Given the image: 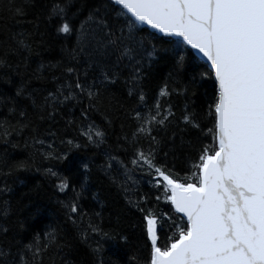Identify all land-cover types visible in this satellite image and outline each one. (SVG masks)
Returning <instances> with one entry per match:
<instances>
[{"label":"snow or ice","instance_id":"1","mask_svg":"<svg viewBox=\"0 0 264 264\" xmlns=\"http://www.w3.org/2000/svg\"><path fill=\"white\" fill-rule=\"evenodd\" d=\"M29 3L31 0H25ZM9 11L14 16L26 14L24 6L13 5ZM45 16L49 22H57L58 35L75 36V44L61 49L67 62H41L28 71L34 46L43 42L38 39L42 37L38 26L36 32H15L0 39V79L15 89L13 96L0 95V107L6 109L0 118V142L15 148L19 140L13 138H20L25 148L43 146L39 126L58 123L64 108L71 113L69 105L80 108L79 120L64 121V132L67 136L68 129L75 128L85 143L77 142L76 137H61L59 142L67 151H57L49 143V151L40 153L44 160L82 169L83 182L78 187L53 168L43 169L46 176L59 181L55 187L60 192L67 195L71 190L70 199L60 204L80 242L96 256L102 250L101 241H129L128 235L102 227L100 211L89 213L82 208L80 201L95 165L122 192L127 205L141 214L143 247L149 252L146 257L131 255L128 264H264V0H93L91 4L51 0ZM141 25L154 31L140 35L146 31ZM160 54L171 61L170 77L186 66L193 68L188 83L172 91L187 95L201 82L213 81L205 113L212 127L205 130L187 104L177 122V126L184 125L181 133L197 130L212 136L211 145L196 149L198 159L189 157L190 167L183 174L166 162L175 146L176 132H168L175 113L171 105L164 106L161 97L171 93L166 85L149 104L144 90L146 70ZM52 68L63 75L53 76L57 86L42 95L43 90L34 87L33 81L44 80L42 72ZM121 82L127 97L136 101L130 108L113 91ZM93 112L102 113L107 126L121 115L133 122L131 132H124L122 123V134L116 139L117 152L128 155L131 150L127 160L110 150L101 153L104 161L99 164L91 157L84 162L72 156L74 148L106 144L107 132L90 119ZM46 132L58 136L51 126ZM181 141L183 146V137ZM187 144L195 148L191 140ZM161 152L164 162L158 160ZM34 164L31 157L16 161L0 174L28 170ZM137 172L151 177L149 183L162 189L155 199L170 204L178 221L145 207L150 200L147 194L137 192V198H132L139 184L134 178ZM11 190L7 185L0 188V197ZM92 199H98L97 195ZM11 211L9 201L3 200L0 264H44L52 249L55 264V257L65 247L60 230L51 228L28 243L15 237L9 240L10 228L4 225ZM165 222L170 223L172 235L161 247L159 231Z\"/></svg>","mask_w":264,"mask_h":264},{"label":"trees","instance_id":"2","mask_svg":"<svg viewBox=\"0 0 264 264\" xmlns=\"http://www.w3.org/2000/svg\"><path fill=\"white\" fill-rule=\"evenodd\" d=\"M86 2L91 4L93 0H86ZM50 3L51 0H31L29 4H25V0H0V39H4L8 34L15 32H36L37 26L39 33L42 34V37L38 39H42L43 42L34 46L28 71L36 69L41 62L45 65L49 63L56 64L61 60L67 62L65 53L61 49L62 47L71 48L75 44V36L65 38L63 34L58 35L56 32L57 22H49L46 19V6ZM13 5L24 6L26 14L14 16L9 11V8ZM140 27L146 29L140 35L146 36L149 32L154 31L144 25ZM171 69L170 59L165 54H160L151 68L146 70L144 90L149 104L154 102L160 90L165 88L166 85L167 90L171 93L168 96L161 97L164 106L168 107L171 105L175 113V119L168 129L169 135L172 132H176L174 138L175 146L174 150L169 151L166 162L169 167L174 165L175 170L183 174L190 167L191 161L189 157L198 159V151L196 149L204 145H211L212 136L210 134L202 135L197 130L181 133L180 128L184 127V125L179 123V126H177V122L180 121L182 110L187 104L188 110L197 114V118L205 130L212 127V122L206 118L205 113L207 103L213 92V81L210 79L203 81L196 87L190 88L187 95H180L178 91H172V89H182L188 83L193 68L186 66L184 70L170 77ZM21 70L23 71V69ZM42 75L45 79L39 82L33 81V85L43 90L42 95H47V91H52L57 86V82L52 77H61L63 73L60 69L52 68L44 70ZM13 80L18 81L19 77L13 74ZM113 91L125 103L126 107L130 108L135 105V99L127 97V88L123 82L113 86ZM14 93L13 85L0 79V95L13 96ZM24 103H28V101H24ZM69 107L72 108L71 113H69L68 108H64L63 119L58 116V123L45 122L39 126V138L45 141L43 146L36 145L35 149L25 148L24 141L20 138H13L14 142L19 140V147L15 148L11 144L5 145L0 142V171L8 172L9 167L16 161L27 160L30 157L35 161V164L28 170L15 171L7 176L0 174V188L7 185L12 189L11 192L0 197V203L6 199L12 209L7 217V223L4 225L10 228L8 239L12 240L15 237L28 243L32 242L37 234H40L42 238L44 232L50 231L51 228H58L65 247L55 257V264H98L99 261H103V264H128V259L133 254L146 257L149 248L143 247L144 237L141 214L135 208L127 205L122 192L102 172L98 171L95 165L91 166L92 172L88 177V191L85 192L84 197L80 201L82 208L89 213L100 211L102 214V227L105 230L122 232L128 235V243H122L119 239L115 242L101 241L102 250L96 256H93L89 247L78 239L76 229L66 220L65 209L62 208L60 201L70 199L72 192L69 190L67 195L60 192L55 187L59 181L46 176L43 173V169L53 168L54 171L59 172L62 176L69 177L77 187L80 182H83L82 169L71 168L67 162L60 163L52 159L44 160L40 153L49 151V143H52L53 148L57 151H67V146L61 145L59 142L61 137H76L77 142L85 143V140L79 137L75 128L68 129L67 136H65L64 121L72 117L79 120L80 116L79 107H72V105H69ZM5 112L6 109L0 107V118L3 117ZM89 115L92 121L102 126V130H106V144L101 145L100 148L93 146L74 148L72 149V156L84 162L91 157L99 164L104 161L101 153L105 150H110L121 160H127L131 150H129L128 155H125L123 151L117 152L116 139L117 136L122 134L121 124L123 123L124 125V132H131L133 122L121 115L112 126H107L102 118V113L93 112ZM50 126L54 131L58 132L57 137L53 138L47 135L46 130ZM181 137H183L184 141L183 146H181ZM189 140L192 141L195 148L188 146L187 142ZM145 147H147L146 144ZM36 149H39V153L36 152ZM165 150L168 149L165 148ZM158 160L164 162L162 152L158 155ZM37 168L40 170L37 171ZM117 168H119V165H117ZM134 178L139 181V184L133 189V199L137 198V192L147 194L150 200L145 207L153 208L157 215H160L161 212L168 213L178 221L179 218L172 213L170 204L164 202L163 198L160 201H156L155 197L162 192V189L157 190L149 183L151 177L137 172L134 174ZM93 194H96L98 199H92ZM101 203L103 207H101ZM21 221L23 222V227L20 226ZM169 229L170 223L165 222L163 228L159 231V246L164 247L168 243V237L172 235ZM0 242H4L2 237H0ZM95 246L93 244V247ZM54 251L55 249H52L45 255L44 264H53L51 257Z\"/></svg>","mask_w":264,"mask_h":264}]
</instances>
